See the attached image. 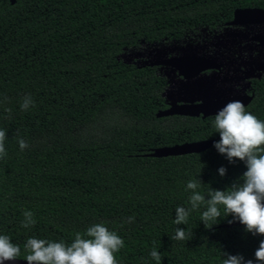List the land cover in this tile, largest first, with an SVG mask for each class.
Returning <instances> with one entry per match:
<instances>
[{
    "label": "trees",
    "instance_id": "16d2710c",
    "mask_svg": "<svg viewBox=\"0 0 264 264\" xmlns=\"http://www.w3.org/2000/svg\"><path fill=\"white\" fill-rule=\"evenodd\" d=\"M253 7L264 9V0H0V235L19 245L21 259L30 237L70 244L103 223L124 240L118 264H157L154 249L160 264H222V253L256 264L264 236L229 226L231 215L205 228L201 205L186 225L174 223L176 207L191 208L189 181L199 179L202 194L227 189L242 180V161L230 163L214 143L198 153L144 155L218 141L215 115L156 117L165 107V78L119 57L213 32L235 9ZM28 96L33 103L23 110ZM258 106L245 110L264 121ZM29 211L35 224L24 228ZM176 227L188 240L173 239Z\"/></svg>",
    "mask_w": 264,
    "mask_h": 264
},
{
    "label": "clouds",
    "instance_id": "9594fccd",
    "mask_svg": "<svg viewBox=\"0 0 264 264\" xmlns=\"http://www.w3.org/2000/svg\"><path fill=\"white\" fill-rule=\"evenodd\" d=\"M32 103L30 96L25 97L21 107L27 110ZM213 127L220 136L213 147L230 163L235 160L242 161L246 171L241 175L242 180L234 181L227 189L219 190L209 186L206 194L197 190L202 184L199 179L189 181L186 188L192 190L189 197L191 208L176 207L174 223L186 225L189 212L204 205L205 210L200 220L205 228H211L220 218L231 215L233 220L244 225L246 232L254 236H264V121L247 112L241 101L232 100L217 111ZM5 138V131L0 130V158L6 155ZM18 143L21 150L28 147L23 139ZM218 172L224 176L226 169L221 166ZM24 215L22 226H33V214L29 211ZM132 219L129 217L128 221L131 222ZM173 239L188 240L184 228L176 227ZM123 246L124 240L116 232L108 230L103 223H96L88 227L84 235L77 232L70 244L30 237L24 244L26 255L23 260L27 264H118L114 254ZM222 255V264H254L252 259L245 260L239 254ZM151 256L160 264L161 255L157 250L154 249ZM254 256L256 264H264V239L259 241ZM20 257L19 245L14 244L9 236L0 235V264L18 260Z\"/></svg>",
    "mask_w": 264,
    "mask_h": 264
},
{
    "label": "flooded vegetation",
    "instance_id": "af4514ba",
    "mask_svg": "<svg viewBox=\"0 0 264 264\" xmlns=\"http://www.w3.org/2000/svg\"><path fill=\"white\" fill-rule=\"evenodd\" d=\"M248 26L250 28L257 26L259 29L252 32L247 29ZM263 35L264 23L229 25L226 22L223 27L213 30L208 36L186 39L189 40L188 43H198L203 39L201 44L203 47L197 49L180 50L178 46L183 41L158 44L166 47V51L160 56L170 57L182 53H195L206 57L205 61L208 66L188 80L180 75L179 70L172 65H154L157 73L166 80V86L162 92L165 107L161 109L168 108L171 100L198 103L203 97L241 95L243 96L241 102H246L245 109L256 102L258 107L264 110ZM156 48H158L157 45ZM131 64L139 65L132 62ZM189 84L195 86L191 92L186 91V86Z\"/></svg>",
    "mask_w": 264,
    "mask_h": 264
},
{
    "label": "water",
    "instance_id": "95a60500",
    "mask_svg": "<svg viewBox=\"0 0 264 264\" xmlns=\"http://www.w3.org/2000/svg\"><path fill=\"white\" fill-rule=\"evenodd\" d=\"M11 3H14L15 0H10ZM229 25H241V24H262L264 23V9L262 8H237L233 11L232 19L227 22ZM264 38V35L263 37ZM206 57H202L195 53H182L174 56H160L158 58L152 59L151 61L142 62L137 66H168L172 65L179 70L180 75H183L185 79H190L191 76L199 73L203 69H206ZM128 63V62H127ZM243 96H231V97H203L198 103L192 101H180L171 100L168 103V108L158 110L155 113L156 117H166L172 115L180 116H190L198 117L201 115L202 118L215 115L217 111L222 108L227 102L232 100H239ZM243 105L246 102H242ZM215 139H201L190 142H182L173 145H165L152 148L149 152L144 153L145 156L151 157H167V156H176L189 153H198L208 149ZM241 224L238 220L229 223L228 225H238ZM4 264H27L26 261L19 258L15 261H7Z\"/></svg>",
    "mask_w": 264,
    "mask_h": 264
},
{
    "label": "rangeland",
    "instance_id": "374dc122",
    "mask_svg": "<svg viewBox=\"0 0 264 264\" xmlns=\"http://www.w3.org/2000/svg\"><path fill=\"white\" fill-rule=\"evenodd\" d=\"M249 28H247L248 30L252 31V32H256L259 27L257 26H248ZM263 27V26H262ZM261 27V28H262ZM211 32H209L208 30H197L195 32V34L192 37H197V36H208ZM189 40H183V42L178 46L180 50H185V49H197L199 47H203L201 44L203 43V39L198 42V43H193V42H189ZM156 45L158 48H156ZM177 48V47H176ZM164 51H166V47L164 45H158V44H150V45H141L137 48H131V49H125L120 55V59L123 60L124 62H128V63H135V64H140V62H147L152 60L153 58H157L159 57ZM141 60V61H140ZM145 60V61H144ZM195 86L193 85H187L186 86V91L191 92L194 89ZM183 88V87H181ZM199 88V87H198Z\"/></svg>",
    "mask_w": 264,
    "mask_h": 264
}]
</instances>
